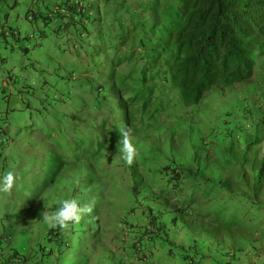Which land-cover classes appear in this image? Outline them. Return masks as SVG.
<instances>
[{"label":"trees","instance_id":"16d2710c","mask_svg":"<svg viewBox=\"0 0 264 264\" xmlns=\"http://www.w3.org/2000/svg\"><path fill=\"white\" fill-rule=\"evenodd\" d=\"M121 2L123 15L129 12L119 16V37L114 42L112 35H98L105 41V55L95 48V30L88 22L71 41L74 54L78 47L84 52V66L95 67L96 78L87 75L83 84L73 85L78 77L72 70L66 87L58 86L65 89L58 95L61 105L80 101L76 90L90 87L87 102L94 106L88 113L101 117L102 131L97 128L92 135L91 128H84L85 156L97 162V169L88 170L84 184L74 175L68 186L69 197L85 205L95 198L93 211L66 230L51 229L53 246L64 242L62 235L126 229V235L137 238L131 248L142 244L145 264H264V103L260 100L255 110L250 96L254 93L258 100L264 94L262 65L255 68L264 53V0ZM252 79L251 93H242L251 104L244 102L241 120L253 125L243 133L240 119L227 126L228 136L211 159L207 136L201 137L191 124V110L206 95L221 96ZM214 88L219 93H211ZM114 104L124 111L122 124L130 130L134 124L137 154L131 165H115L121 125L113 117L102 119L112 115ZM1 122L7 118H0L4 128ZM196 126L201 129L202 124ZM233 135H241L237 149L229 137ZM176 148L185 154L178 156ZM118 209L124 210L125 221L110 229L108 221L102 223V212L110 217ZM44 257L41 263L52 261L50 252Z\"/></svg>","mask_w":264,"mask_h":264},{"label":"rangeland","instance_id":"374dc122","mask_svg":"<svg viewBox=\"0 0 264 264\" xmlns=\"http://www.w3.org/2000/svg\"><path fill=\"white\" fill-rule=\"evenodd\" d=\"M41 1L53 4L55 0H0V31H6L9 27L20 29L22 23H25L24 14L26 10L30 8V14L39 10ZM84 1L89 2L94 7L96 20L89 26L90 30H95V48L102 51L106 44L98 35L102 32L107 36L112 35L115 42L123 28L119 16L124 13L126 7L122 4L125 3L121 0ZM127 12L123 16H126ZM31 23L32 25L35 24V22ZM45 28L47 43L43 42L42 49H36V51L33 45L32 47L23 48L24 44L18 43L10 37L2 39L0 35V108H3V111H6L10 117L13 115V120H16V122H20L24 116L26 125L18 129L24 131L14 136V142L23 143L22 145L25 148L30 147L21 157H17V153L14 154L11 150L5 163L0 160V170L3 168L0 173L14 170L18 176L14 189L10 193L0 194V238L2 237L1 240L15 238L14 243L17 250H24L29 243V236L26 234L25 227L29 226L30 229H36L40 226L39 218L34 219L32 217L35 208L42 207L45 200L54 198L58 192H62L65 196L74 175H80L84 169L85 129L81 127L80 122L74 123L72 118L74 115L78 117L83 115V111H81V106L73 108L72 104H79L80 102L88 110L90 104L87 100L91 99L92 92L89 86H84L76 90V96L81 98V101H73L68 106H63L52 102V100H55L54 96L57 97L55 100L57 101L58 95L63 94L65 91V89L58 86L66 87L68 75L72 70H75L78 75L73 85L83 84L87 75L96 78L94 66L85 65L83 68L80 67V63L84 61L85 56H82L78 61L73 50L62 52L59 46L66 43V39L49 33V28ZM115 45L116 43L113 46ZM24 50H28V52L25 53ZM101 54L105 55L106 53L102 51ZM111 55V53L107 54L109 61ZM115 61H112L113 66H115ZM260 63H262V70L264 71V55L259 58L256 69L259 68ZM112 65L110 62L107 66L111 68ZM44 80L47 85H44ZM253 81L252 79L250 82L234 88L237 93L234 96V104L239 105L236 107L230 104L224 108L216 103L218 100L215 98L216 96L206 95L199 110H203L201 112L205 113L210 112L212 108L214 111L210 112L208 119L204 118V122L211 128L217 127L225 119L222 115L224 111L230 113L229 118L231 120L236 121L241 117L244 114L241 108L244 99L242 93L250 91L252 84H248L253 83ZM25 87L30 88L27 90ZM255 88L258 91L260 90L257 86ZM211 93L215 95L219 92L217 88H214ZM39 94L40 97L36 98ZM252 94V98L257 97L256 94ZM238 97L241 99H238ZM259 97L264 102V94ZM228 99H233V96ZM44 104L46 107L45 113L41 109ZM117 114L119 125H121L124 120L123 109L117 111ZM45 118L46 124L42 122ZM86 119L89 120L90 118ZM254 120H258V118H254ZM199 122L201 121L199 120ZM107 128L108 125L106 124L105 130ZM130 128L132 134H134V124L131 123ZM98 131H102L101 123H98ZM210 144L211 146L206 150L208 156L214 159V143L211 142ZM95 155L100 157L101 153L96 152ZM59 200L61 199H52L47 206L39 211V216L47 207H55ZM22 222L25 224L22 225ZM181 235L183 234L178 235L179 238L182 237ZM93 238L94 235L89 239ZM79 239L80 241L87 240L88 237L79 235ZM98 239L99 241L105 240L104 236L101 235L98 236ZM40 258L39 255L29 257L26 263H39Z\"/></svg>","mask_w":264,"mask_h":264},{"label":"clouds","instance_id":"9594fccd","mask_svg":"<svg viewBox=\"0 0 264 264\" xmlns=\"http://www.w3.org/2000/svg\"><path fill=\"white\" fill-rule=\"evenodd\" d=\"M30 13H31V10L30 8H28L27 15L25 16V21H27L28 23L37 22L40 25V28L42 30L44 29L46 31L45 27H48L49 33L66 39L67 42L62 43L59 46V49H66L65 52L70 50L71 41L73 39L74 34L80 33V29L82 25L86 26L87 22H88L87 25L91 24L92 23L91 21L93 17L95 16L94 7L89 2H86L84 0H55L53 4H49L44 1H41V8L37 11H33L32 14ZM87 17L90 18L89 21ZM43 20L47 22L48 25H44ZM18 30L19 29L12 30L8 28V30L6 31L5 30L0 31V35L2 39H7L10 37L14 41L25 45L26 41L24 38L22 41L15 40L17 36L20 35L18 33ZM37 34L39 35L40 33L37 32ZM24 45L22 46L23 48L26 47V45L25 46ZM76 49L78 50H76L75 56H76V59H78L79 61L82 56H85V54L82 50H80L79 47ZM262 55H264V53ZM258 60L259 59H257L256 67L258 65ZM85 62H86V56L82 63L79 62L81 68H83ZM260 65H262V63H260ZM262 73L264 75V71ZM75 77H73V79ZM235 87L229 90L225 89V91H223L221 96H216L215 98L218 99L216 103L218 105H221L224 108H226L227 105H230V104H232L233 107H236L237 104H234V100H235L234 96H236L237 94L236 90L234 89ZM25 88H27L28 90L30 87L29 88L25 87ZM232 96H233V99L229 100L228 98L229 97L232 98ZM250 96H253V94ZM38 97H40V94L36 96V98ZM54 98L56 100L57 97L54 96ZM254 98L256 102L252 105L256 106V107H253L256 110L260 107L259 101L261 99L260 97L258 98V100L256 97ZM60 99H57V101L52 100V102H56L59 104V102H61ZM238 99H241V98L238 97ZM236 100H237V97H236ZM33 101L36 103L34 99ZM202 101L199 104V106L192 109L189 114L191 118V124L193 128L199 132V135L201 137L207 136L205 139L207 142H209V144L211 142L214 143V147H213L214 151L217 148V152L219 154L220 152L219 148H220L222 139L223 138L226 139L225 137L228 136L224 133V131L226 130V127L231 124L236 125L237 122L239 121L231 120L229 118L230 113L228 111H224L222 115H224L225 119L222 121V123L219 124L215 128L209 127L208 124L204 122V118L208 119L210 112L214 110L211 108L210 112L208 111L205 113L201 112L203 110L200 111L199 107L203 103ZM228 102L230 104H228ZM242 102L244 106L245 101L242 100ZM245 103L251 104L248 101H246ZM62 105L68 106L69 104L62 103ZM77 106H84V105L79 102V104L74 105L73 108ZM93 106L90 102L89 110H92ZM243 106H241V108H243ZM41 109L43 110V113H45V110H46L45 104L41 106ZM86 109H87L86 106L81 107V111H83L82 113L83 115H80L79 117L74 115L72 116V118L74 119V123L80 122L81 127L91 128L93 131L92 135H95L97 133L98 123L101 117L100 118L91 117V115L88 113V110ZM109 109L112 111L111 113L112 115L109 117L107 115H104L102 119H107L110 121L111 118L113 117L112 121L119 123L118 114H117V106L114 104L113 106H110ZM3 110H4L3 108H0V118L6 117L7 122H1L4 128H0V130H2L0 131V160H2L5 163L7 161V156L11 152V150H13L14 154L17 153V157H21L23 154H25L29 150L30 147L25 148L22 145L23 143L19 144V143L14 142V136L17 133L18 134L20 132L23 133L24 131V130H20V131L18 130V129H21V127H25L26 125L24 116L20 122H16V120H13V115L10 117L8 113ZM101 112H104V110H101ZM212 115H213V112H212ZM86 117L90 119L88 120L86 119ZM241 118L242 116L239 117L238 119L241 120ZM199 120L201 122H199ZM241 121H242L241 123L242 133L245 130L248 132L250 130V126L253 124L249 122L248 120H245V121L241 120ZM42 122L46 124L47 123L46 118L45 120H42ZM197 122L202 124L201 129L197 128L196 126ZM92 123L93 125H91ZM91 126H94V127H91ZM116 130L118 131L119 139L116 145L117 152L115 156L116 158L115 165H117V163L121 161H124L128 165H131L137 154L135 146H134L136 135L131 133V130L128 128L126 124H121V126ZM229 137L233 139V144L235 146L234 149H237L240 146V139H239L240 136L233 135ZM210 146L211 144L206 148L209 149ZM87 147L88 145H87V142L85 141V151ZM177 150H178V156H182L185 154L181 150L179 149ZM83 156H84V162H83L84 169L79 177L82 180V183L84 184L85 176L87 175V173H89L88 170L92 169L93 167H94V170H96L97 162L96 161L93 162V158H91L90 156H85V153ZM2 171H3V168H1L0 172ZM57 175H60V174H57ZM17 180H18V176L14 170H10L5 173H0V194L10 193L14 189ZM144 183H146V186L150 185L149 180L147 179H144ZM95 195H97V192L96 194H94V197ZM52 199H61V200L58 201L55 207H47L45 211L42 213V215L39 216V211L42 210L45 206H47ZM95 200L96 199L94 198L93 200H90L89 204L85 205L83 204L81 199L69 197L68 191L66 192L65 196H63L62 192H58L54 198L45 200L43 202L42 207L40 206V207L35 208V213L32 216L34 219L39 218L40 226H38L36 229H30L29 226L25 227L26 234L29 236V243L27 245V248H25L24 250L23 249L17 250L15 247V243H14L15 238L6 239V240H1L2 237L0 238V254H2L1 255L2 264H17V263L27 264L26 263L27 259L29 257H33L36 255H39L41 257L39 260V263L34 262L32 264H46V263H41V261L43 258H45L44 254H47L48 252H50L51 254V259L52 260L55 259V263L60 264L61 263L60 260L63 257H70L71 255L75 254L78 248L80 247H86L88 249L95 248V247H98V244H100L101 246V245H104L106 242L110 243L107 245V247H113L119 251L121 255V260H120L121 264H145L148 257L145 255H141V251H142L141 245L142 244L136 248H131V244L135 242L137 238L134 235H126V229H123L122 232L120 230H114V231L107 230L106 234L101 235V236H104L105 238L104 241H99L98 239L99 235H94L91 232L84 233L83 237L87 236L88 239L82 240V241H80L79 235H76L75 237H72V238H70L71 235H62L64 242L60 244L58 240L56 242V246H53V242L51 239L52 234L50 233V230L56 229V228H59L61 230H66L71 225L79 223L86 214H90L93 211L94 203L92 202H95ZM122 209H126V208H122ZM123 211L124 210L120 211V209H118L114 211L109 217L110 213L104 210L101 215L102 223L105 225L106 221H108L109 223L108 227L110 229L115 224V222L118 223V225H122L123 222L125 221V217L123 216L124 214ZM133 213L134 211L131 213L130 215L131 217H134ZM21 224L23 225L25 223L22 222ZM55 231H58V230H54L51 232H55ZM92 235H94V238L89 239ZM68 239H71V240L68 241ZM33 243L34 245L32 246Z\"/></svg>","mask_w":264,"mask_h":264},{"label":"crops","instance_id":"0c3cea01","mask_svg":"<svg viewBox=\"0 0 264 264\" xmlns=\"http://www.w3.org/2000/svg\"><path fill=\"white\" fill-rule=\"evenodd\" d=\"M26 15L27 10L24 14V17ZM10 29L14 30V28ZM37 32H39L40 34L38 35ZM18 33L20 35H18L15 40L22 41L24 38L26 41V47H32L33 45V47H35V51L36 49H42L43 42L47 43L46 31L44 29L42 30L37 22L32 25V23H28L27 21H25L24 24L22 23V26L18 30ZM27 52L28 51H26V53ZM108 244L110 243L106 242L101 246L100 244H98V247L89 249L86 247H80L78 248L77 252L70 257H63L60 260V264H121V255L119 251L113 247H107ZM1 255L2 254H0V264H2ZM46 264H56L55 259Z\"/></svg>","mask_w":264,"mask_h":264}]
</instances>
